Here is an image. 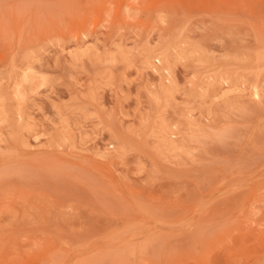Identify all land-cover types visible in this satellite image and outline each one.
<instances>
[{"label":"rangeland","instance_id":"obj_1","mask_svg":"<svg viewBox=\"0 0 264 264\" xmlns=\"http://www.w3.org/2000/svg\"><path fill=\"white\" fill-rule=\"evenodd\" d=\"M0 264H264V0H0Z\"/></svg>","mask_w":264,"mask_h":264}]
</instances>
